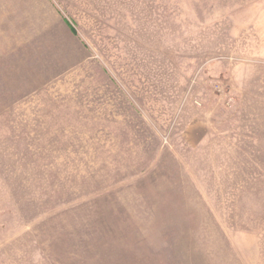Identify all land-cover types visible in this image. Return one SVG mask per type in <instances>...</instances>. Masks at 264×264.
Here are the masks:
<instances>
[{"label": "rangeland", "instance_id": "obj_1", "mask_svg": "<svg viewBox=\"0 0 264 264\" xmlns=\"http://www.w3.org/2000/svg\"><path fill=\"white\" fill-rule=\"evenodd\" d=\"M0 264H264V0H0Z\"/></svg>", "mask_w": 264, "mask_h": 264}]
</instances>
